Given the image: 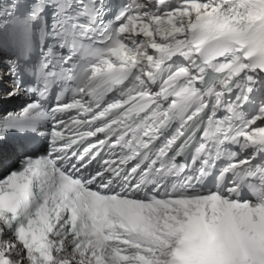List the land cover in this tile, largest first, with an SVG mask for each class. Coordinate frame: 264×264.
Here are the masks:
<instances>
[{
  "label": "snow or ice",
  "instance_id": "6c2138e0",
  "mask_svg": "<svg viewBox=\"0 0 264 264\" xmlns=\"http://www.w3.org/2000/svg\"><path fill=\"white\" fill-rule=\"evenodd\" d=\"M2 81L0 264H264V0H0Z\"/></svg>",
  "mask_w": 264,
  "mask_h": 264
}]
</instances>
